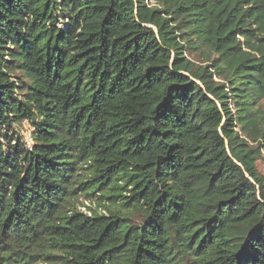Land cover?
Segmentation results:
<instances>
[{"label":"trees","instance_id":"trees-1","mask_svg":"<svg viewBox=\"0 0 264 264\" xmlns=\"http://www.w3.org/2000/svg\"><path fill=\"white\" fill-rule=\"evenodd\" d=\"M262 152L264 0H0V264H264Z\"/></svg>","mask_w":264,"mask_h":264},{"label":"rangeland","instance_id":"rangeland-1","mask_svg":"<svg viewBox=\"0 0 264 264\" xmlns=\"http://www.w3.org/2000/svg\"><path fill=\"white\" fill-rule=\"evenodd\" d=\"M62 25H63V22L60 21L59 26H62ZM33 130L34 128L30 127L27 123H23V127L20 128V134L21 136H23L24 140L27 142L29 148H31L33 145L31 138H30V132H32ZM256 165H257L258 172L264 177V152H262L261 158L257 161ZM79 166H80V163L77 162L74 167V170ZM76 205L78 206V209L84 213H89L88 210L96 208L95 204L86 202L82 198H79V200L76 202ZM98 212L103 214L105 211H103L102 209H98ZM38 264H42V263L39 262Z\"/></svg>","mask_w":264,"mask_h":264}]
</instances>
